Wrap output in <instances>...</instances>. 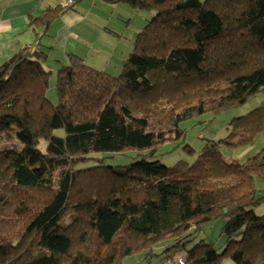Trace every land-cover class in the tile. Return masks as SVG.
<instances>
[{
    "label": "trees",
    "instance_id": "trees-1",
    "mask_svg": "<svg viewBox=\"0 0 264 264\" xmlns=\"http://www.w3.org/2000/svg\"><path fill=\"white\" fill-rule=\"evenodd\" d=\"M109 1L156 11L120 74L70 54L55 104L45 51L0 64V264H123L139 254L145 264H264V215L255 212L264 148L245 163L221 153L264 132V103L193 165L150 160L183 137L182 122L264 92V0ZM56 17L48 10L35 21L47 30ZM131 150L133 164L76 169ZM219 218L222 252L205 240L188 248Z\"/></svg>",
    "mask_w": 264,
    "mask_h": 264
},
{
    "label": "crops",
    "instance_id": "crops-1",
    "mask_svg": "<svg viewBox=\"0 0 264 264\" xmlns=\"http://www.w3.org/2000/svg\"><path fill=\"white\" fill-rule=\"evenodd\" d=\"M67 1L0 0V64L22 49H41L48 54L46 67L52 73L68 65L70 54L111 73L109 67L117 66V59L125 57L120 50L126 31L119 24H128L138 11L109 0H73L72 7L66 6ZM48 10H55L57 17L46 30L35 20Z\"/></svg>",
    "mask_w": 264,
    "mask_h": 264
},
{
    "label": "rangeland",
    "instance_id": "rangeland-1",
    "mask_svg": "<svg viewBox=\"0 0 264 264\" xmlns=\"http://www.w3.org/2000/svg\"><path fill=\"white\" fill-rule=\"evenodd\" d=\"M200 1L204 2L205 0ZM135 13L136 14L133 15V19L128 21V24H126L127 21L126 23L119 24L121 29L126 31L123 33V48L120 50V52H123L125 57L117 59V66L114 67L112 65L109 67V69H111L108 70L111 72L110 74H120L124 62L127 60L135 47V41L138 34L156 15L155 10H144ZM127 18H129V16ZM111 22L112 24L115 23V18H112ZM127 25H129L128 29ZM57 73L58 72L55 71L52 74L50 78V89L47 93V97L55 104L58 102V90L56 86ZM263 103L264 92H259L256 95L250 97L248 101L242 105L230 107L219 113L209 111L201 116H197L182 122L180 126L185 132L183 137L177 140L166 142L162 147H160V149H158L156 158H152L150 160L159 159L163 164L169 167L173 166L180 160L186 161L193 165L207 144L228 137L234 129H237L236 123L239 118L246 116L255 109L261 107ZM188 147L193 149V153L192 151L191 153L189 152L187 149ZM263 148L264 132H261L253 144L243 147L224 146L221 148V153L228 161H238L240 163H245L249 158L257 155V153H259ZM138 155V151L134 150L127 151L123 154L97 153L92 156L93 159L76 165V169L84 170L100 164L107 167L127 166L138 161L140 159ZM255 179L256 186L258 188V196H264V183L258 176H256ZM255 212L259 216L264 215V201L256 208ZM224 225L225 220L223 218H219L208 223L198 232L196 238L188 244V248H192L201 240H205L206 243L212 244L214 249L222 252L227 240L226 235L223 233ZM143 255L144 254H139L128 257L123 264H145V262H141ZM225 262L226 264L233 263L230 260H226ZM165 263L166 262L162 264Z\"/></svg>",
    "mask_w": 264,
    "mask_h": 264
},
{
    "label": "built area",
    "instance_id": "built-area-1",
    "mask_svg": "<svg viewBox=\"0 0 264 264\" xmlns=\"http://www.w3.org/2000/svg\"><path fill=\"white\" fill-rule=\"evenodd\" d=\"M74 5V1L73 0H68L66 3V6L68 7H72ZM179 264H184V259H181Z\"/></svg>",
    "mask_w": 264,
    "mask_h": 264
}]
</instances>
